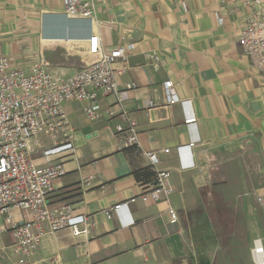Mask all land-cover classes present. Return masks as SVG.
Listing matches in <instances>:
<instances>
[{
    "label": "crops",
    "instance_id": "1",
    "mask_svg": "<svg viewBox=\"0 0 264 264\" xmlns=\"http://www.w3.org/2000/svg\"><path fill=\"white\" fill-rule=\"evenodd\" d=\"M96 4L98 24L68 17L62 0H0V55L28 73L42 64L66 80L84 62L98 61L89 53L91 37H100L104 53L133 44L130 69L119 77L122 105L138 124L143 149L156 151L159 168L172 172L167 185L174 193L159 203L144 201L141 195L155 180L139 179L150 169L141 151L121 150L127 135H118L116 127L127 123L104 117L91 122L84 104L67 103L79 161L66 159L67 175L54 182L50 202L72 204L76 214L90 216L91 234L88 242L69 230L48 235L35 260L49 264L59 256L60 264L181 262L196 255L192 222L206 210L218 157L229 145L251 140L264 164V73L239 44L248 12L223 0ZM145 53H157L160 61ZM114 67L121 71L125 64ZM167 81L186 103L168 105ZM128 84L137 87L128 90ZM99 102L108 108L117 99L100 96ZM121 203L127 205L113 213ZM169 207L179 214L176 224ZM25 216L13 211L0 217V249L13 243L12 233L4 230L6 219L21 222Z\"/></svg>",
    "mask_w": 264,
    "mask_h": 264
},
{
    "label": "built area",
    "instance_id": "2",
    "mask_svg": "<svg viewBox=\"0 0 264 264\" xmlns=\"http://www.w3.org/2000/svg\"><path fill=\"white\" fill-rule=\"evenodd\" d=\"M62 1L68 17L98 24L96 0ZM223 2L247 10L239 44L254 66L264 73V0ZM88 45L90 55L98 56V61L84 62L77 73L66 80L58 78L42 64L33 66L28 73L0 55V217L13 211L26 214L21 222L11 217L6 219L4 230L12 233L13 243L0 249V264H43L35 260L43 238L60 231L69 230L76 239L89 241L91 217L76 214L72 204L53 206L50 202L54 182L67 175L66 159L73 157L79 161L76 131L65 110L67 103L84 104V113L91 122L104 117L120 118L127 123V126L116 127L118 135H127L121 141V150L141 151L154 175L155 185L141 195L144 201L159 203L174 193L167 185L172 172L159 168L156 151L143 149L138 124L122 105L119 77L130 69L129 57L134 45L122 44L104 53L98 35L91 37ZM145 55L157 63L160 61L157 53ZM117 62L125 64L124 70L115 69ZM136 87V84L126 86L128 90ZM173 87L172 81L166 82L168 105L186 103L179 99ZM100 96L115 97L117 104L103 108ZM191 118L189 120H195ZM163 152L169 154L170 150ZM125 205H115L111 211L118 213ZM167 211L171 222L178 223V212L172 207ZM60 262L59 256L48 261L49 264Z\"/></svg>",
    "mask_w": 264,
    "mask_h": 264
},
{
    "label": "rangeland",
    "instance_id": "3",
    "mask_svg": "<svg viewBox=\"0 0 264 264\" xmlns=\"http://www.w3.org/2000/svg\"><path fill=\"white\" fill-rule=\"evenodd\" d=\"M209 180L206 210L192 222L196 255L171 264H255L254 241L264 244V164L258 145L251 140L229 145ZM216 209L221 215L213 213Z\"/></svg>",
    "mask_w": 264,
    "mask_h": 264
},
{
    "label": "bare ground",
    "instance_id": "4",
    "mask_svg": "<svg viewBox=\"0 0 264 264\" xmlns=\"http://www.w3.org/2000/svg\"><path fill=\"white\" fill-rule=\"evenodd\" d=\"M252 255L255 264H264V244L261 239L256 238L254 241Z\"/></svg>",
    "mask_w": 264,
    "mask_h": 264
},
{
    "label": "trees",
    "instance_id": "5",
    "mask_svg": "<svg viewBox=\"0 0 264 264\" xmlns=\"http://www.w3.org/2000/svg\"><path fill=\"white\" fill-rule=\"evenodd\" d=\"M147 178H149L150 180H153V179H154V175H153V173L150 171V169H149V171L142 172V173L139 174V179H140V181H141V180H142V181H146ZM213 213H218V215H221V212H220L219 209L214 210ZM222 222H223V221H222Z\"/></svg>",
    "mask_w": 264,
    "mask_h": 264
}]
</instances>
